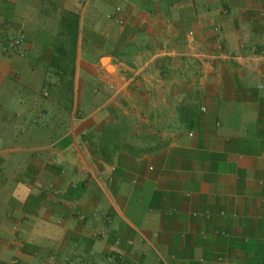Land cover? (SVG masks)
Segmentation results:
<instances>
[{"label":"crops","instance_id":"obj_1","mask_svg":"<svg viewBox=\"0 0 264 264\" xmlns=\"http://www.w3.org/2000/svg\"><path fill=\"white\" fill-rule=\"evenodd\" d=\"M188 30L211 56L188 59V101L205 109L188 132V264H264V60L248 58L264 0H188ZM185 35L186 0H0V264H186V61L162 55ZM115 113L130 122L120 147L163 148L102 158ZM78 166L98 180L82 188Z\"/></svg>","mask_w":264,"mask_h":264},{"label":"trees","instance_id":"obj_2","mask_svg":"<svg viewBox=\"0 0 264 264\" xmlns=\"http://www.w3.org/2000/svg\"><path fill=\"white\" fill-rule=\"evenodd\" d=\"M185 62V58L180 59ZM160 67V74L167 76L171 74L168 70V65H165V61L162 62ZM165 65V67L163 66ZM173 74V72H172ZM178 121L180 123V129L186 131V101L181 100L176 104ZM78 113L80 115L84 114L82 105L79 107ZM200 108L196 102L188 101V132L197 128L200 119ZM130 124L129 119L118 114H114L111 123L104 126L100 132L99 136L95 138L96 147L101 154V157L107 159L115 155L119 151H128V152H137V153H155L163 148L164 142L161 140L160 136H148L143 135L141 139L144 143V146L136 147L135 145H126L123 149V146L120 147L118 143H123V133L126 135L128 133V125ZM84 130V129H83ZM85 131V130H84ZM86 132V131H85ZM78 135V134H77ZM84 135V134H83ZM81 134V137H84ZM128 138H131L129 135ZM85 140L83 141L86 142Z\"/></svg>","mask_w":264,"mask_h":264},{"label":"built area","instance_id":"obj_3","mask_svg":"<svg viewBox=\"0 0 264 264\" xmlns=\"http://www.w3.org/2000/svg\"><path fill=\"white\" fill-rule=\"evenodd\" d=\"M220 1L223 3L226 2V0H220ZM81 3L84 5L86 3V0H81ZM220 14L222 16L231 17L233 15V11L230 8L224 6L221 8ZM213 32L217 33L218 29L216 27L213 28ZM23 45H24V39L22 37H18L14 40L9 41L6 44L5 51L18 53V52H21L23 50ZM250 53L251 54L248 56L249 60H253V61L264 60V48L259 49L256 47H252ZM162 55H164L166 57H168V56L174 57L175 56V57L186 59V49L184 52H182L180 54H176V55H174L172 52L163 51ZM210 57L211 56H207L204 53V51L196 49L195 33L192 30H188V59L194 60L196 62H204L205 60L209 59ZM212 57L224 58V59H232V58L235 59V58H238L239 56L234 55L233 57H228L226 55L224 56L223 54L217 53V54H214ZM126 68L127 67L123 66V64H121V63H119L117 66V69L119 72H123V70H125ZM127 70H131V72H132L131 77L133 79L134 77H137L141 73L142 67H135V68H131V69L129 68ZM127 70H125V71L127 72ZM257 89L262 92L264 90V85L263 84L259 85L257 87ZM200 111H201V113H204L205 109L201 108ZM72 122H73L74 126H77V124L79 123V120L75 117V118H73ZM52 161L54 164L60 165L62 162V159L59 156V154H55L52 158ZM76 169H77V173L82 178V181H81V187L82 188H87L91 182L98 180V178L94 177L88 170H85L81 166H78ZM100 218H101V220H103L108 225L107 227H110L111 221L105 213H103ZM77 219L80 222H83V221H85L86 218L83 214H77ZM104 236H105V231L100 230L94 235V238L95 239H102ZM117 244L118 243L116 242V245ZM48 260H49V262H54L55 257L49 256ZM65 263L66 264H72V261L69 259H66Z\"/></svg>","mask_w":264,"mask_h":264},{"label":"rangeland","instance_id":"obj_4","mask_svg":"<svg viewBox=\"0 0 264 264\" xmlns=\"http://www.w3.org/2000/svg\"><path fill=\"white\" fill-rule=\"evenodd\" d=\"M118 22V24H116ZM121 23V24H120ZM115 24H116V26H118V27H121L122 25H123V21H121V20H115ZM119 61H123V60H119ZM102 63H103V65H105L106 66V69L109 71V72H112L113 71V69L107 64L108 63V59H103L102 60ZM121 73V75H123V72H120ZM170 75L168 74L166 77L168 78ZM172 76H175V74L174 75H172ZM181 76H184V75H181ZM177 79H179V81L180 80H182V77H180L179 75H177ZM174 83L175 84H178L175 88L177 89V91H182L183 92V86L181 85V83L179 84L178 82L176 83V81L174 80ZM179 85H180V87H179ZM181 101V100H180ZM177 102H179V101H177ZM176 102V103H177ZM172 104V103H171ZM169 105H170V102H169ZM167 107V104L165 103V108Z\"/></svg>","mask_w":264,"mask_h":264}]
</instances>
